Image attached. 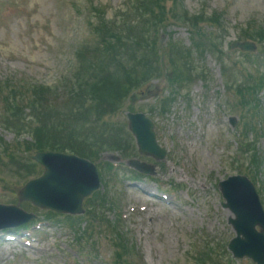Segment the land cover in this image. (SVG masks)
Listing matches in <instances>:
<instances>
[{
	"label": "rangeland",
	"instance_id": "374dc122",
	"mask_svg": "<svg viewBox=\"0 0 264 264\" xmlns=\"http://www.w3.org/2000/svg\"><path fill=\"white\" fill-rule=\"evenodd\" d=\"M106 30L138 39L119 51L107 90L86 70L98 44L85 46ZM151 83L154 96L129 105ZM5 84L0 204L20 203L42 173L27 157L47 149L98 167L100 189L73 219L20 203L43 222L1 234L0 264H254L227 250L234 216L218 184L246 177L264 212V0H0ZM91 99L103 101L84 110ZM128 112L153 122L162 161L138 154Z\"/></svg>",
	"mask_w": 264,
	"mask_h": 264
},
{
	"label": "water",
	"instance_id": "95a60500",
	"mask_svg": "<svg viewBox=\"0 0 264 264\" xmlns=\"http://www.w3.org/2000/svg\"><path fill=\"white\" fill-rule=\"evenodd\" d=\"M231 48L247 51L252 50L253 46L234 43ZM156 89L155 85H150L143 94H133L129 102L134 104L147 100L155 94ZM126 117L138 153L161 161L165 150L156 143L153 123L143 114L127 113ZM32 159L44 168V172L41 177L24 185L18 193V201L57 213L82 214L83 199L99 187L94 166L75 156L53 152L37 153ZM130 165L139 172H151L145 165L134 162ZM218 187L225 200L223 207L234 215V219L228 220L235 232L228 250L235 258L246 256L256 264H264V212L253 185L246 177L232 176L220 182ZM31 218L32 215L16 206L0 205V229L25 224Z\"/></svg>",
	"mask_w": 264,
	"mask_h": 264
},
{
	"label": "trees",
	"instance_id": "16d2710c",
	"mask_svg": "<svg viewBox=\"0 0 264 264\" xmlns=\"http://www.w3.org/2000/svg\"><path fill=\"white\" fill-rule=\"evenodd\" d=\"M153 3L155 5L157 4L156 2ZM151 17L155 18V15L154 14L151 15ZM120 36L121 35H117L115 32L111 30H106V32L101 37V39L96 43L98 44L97 46L91 47L96 44H93L91 46L88 45L89 47H91L88 53L96 51V55H95L96 57L94 56L93 58H91L94 63L86 70L89 74L96 77V81L94 80V82H95V86L99 89H105V87H107V83H108L107 79H109V76L111 74L110 71L112 70L113 67H115L120 63L119 51L123 48H134L138 43V39H126ZM107 38H110L111 41L107 42ZM120 41L124 44H120ZM115 93L116 92L107 91L106 96L109 97L110 95L112 96V94ZM93 100L98 101L100 104L103 101V100L100 101V99H93ZM9 102H5V103H8V105L11 108L12 105ZM10 108H8L7 106L6 111L10 112ZM22 148H24L23 150L24 152L29 151L27 147H22ZM47 150H51V149H47Z\"/></svg>",
	"mask_w": 264,
	"mask_h": 264
},
{
	"label": "bare ground",
	"instance_id": "6f19581e",
	"mask_svg": "<svg viewBox=\"0 0 264 264\" xmlns=\"http://www.w3.org/2000/svg\"><path fill=\"white\" fill-rule=\"evenodd\" d=\"M160 203V202H159ZM162 203H160V205H161ZM152 205H157L158 206V203H152ZM167 206H169L170 207V203H167ZM159 207V206H158ZM145 213V212H144ZM8 249H4V251H7Z\"/></svg>",
	"mask_w": 264,
	"mask_h": 264
}]
</instances>
